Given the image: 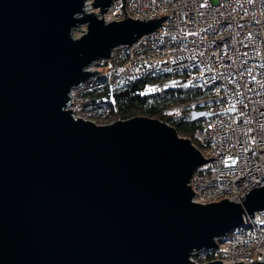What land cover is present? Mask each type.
Returning <instances> with one entry per match:
<instances>
[{
    "label": "water",
    "instance_id": "95a60500",
    "mask_svg": "<svg viewBox=\"0 0 264 264\" xmlns=\"http://www.w3.org/2000/svg\"><path fill=\"white\" fill-rule=\"evenodd\" d=\"M113 1L92 5L103 14ZM86 2L0 0V264H196L264 211V187L243 203L195 204L190 183L207 161L175 128L73 118L89 69L169 18L105 24Z\"/></svg>",
    "mask_w": 264,
    "mask_h": 264
},
{
    "label": "built area",
    "instance_id": "2783aa9c",
    "mask_svg": "<svg viewBox=\"0 0 264 264\" xmlns=\"http://www.w3.org/2000/svg\"><path fill=\"white\" fill-rule=\"evenodd\" d=\"M92 4L85 3L86 12L94 11L106 24L126 17L142 22L169 18L131 48L115 49L110 61L99 64L106 66L104 71H96L95 77L71 92L68 110H73V118L98 122L99 117L83 107V94L102 77L118 87L159 72L189 75L153 87L168 91L191 85L211 90L208 97L165 109L166 116L184 110L223 113L206 119L190 139L208 165L190 183L196 193L193 202L209 205L237 197L234 202L243 203L252 190L264 187V0H126L125 9L123 0H114L103 14ZM250 219L217 241L211 257L199 253L192 261L263 264L264 211Z\"/></svg>",
    "mask_w": 264,
    "mask_h": 264
},
{
    "label": "trees",
    "instance_id": "16d2710c",
    "mask_svg": "<svg viewBox=\"0 0 264 264\" xmlns=\"http://www.w3.org/2000/svg\"><path fill=\"white\" fill-rule=\"evenodd\" d=\"M178 77L188 78L189 75L159 72L118 87L111 86L106 78L102 77L96 83L97 86L91 87L93 90L83 94V107L93 112L94 118L103 116L109 119L119 116L124 120H129L135 118L137 114H142L147 118L167 123L177 132L182 133L184 137L193 139L206 119L194 121L190 110H184L172 116H166L164 110L173 106L189 104L201 97H208L211 95V90L191 85L168 91L153 87L159 82ZM203 109L212 112L216 110L213 106H205ZM213 252L214 250H209L205 254H201L200 257L208 256L209 258Z\"/></svg>",
    "mask_w": 264,
    "mask_h": 264
},
{
    "label": "rangeland",
    "instance_id": "374dc122",
    "mask_svg": "<svg viewBox=\"0 0 264 264\" xmlns=\"http://www.w3.org/2000/svg\"><path fill=\"white\" fill-rule=\"evenodd\" d=\"M88 1V0H87ZM93 4H94V0H90ZM92 7H93V5H92ZM85 12H86V10H85ZM94 12V11H93ZM91 10H87V14H89V15H92V14H94L99 20H102V19H100L95 13H93ZM106 24V23H105ZM76 31V29L74 30V32H73V38H75V39H80L83 35H85L87 32H88V28H87V25H81L80 27H78L77 28V31ZM92 70L93 71H104V66H102V65H94L93 67H92ZM92 86H94V85H88L87 86V89H89V87H92ZM90 91L91 90H93V89H89ZM68 110V109H67ZM136 117H146V116H144V115H142V114H137V116ZM135 117V118H136ZM134 118V117H133ZM118 121H124V119H122L121 117H119V116H113V117H111V118H105V117H99V119H98V122L96 121V124H98L99 126H107V125H111V124H114V123H116V122H118ZM179 133V136L180 137H182V138H186V137H184V135L182 134V133H180V132H178ZM188 139V138H187ZM208 167V165H204L203 167H201V168H203V169H205V168H207ZM196 260V259H195ZM195 262V261H194Z\"/></svg>",
    "mask_w": 264,
    "mask_h": 264
},
{
    "label": "bare ground",
    "instance_id": "6f19581e",
    "mask_svg": "<svg viewBox=\"0 0 264 264\" xmlns=\"http://www.w3.org/2000/svg\"><path fill=\"white\" fill-rule=\"evenodd\" d=\"M89 70H90V72H96V71H93L92 68H90ZM70 102H71V99H70ZM69 106H70V103H69ZM69 106H68V108H69ZM68 108H67V109H68ZM69 111H70V110H69Z\"/></svg>",
    "mask_w": 264,
    "mask_h": 264
}]
</instances>
